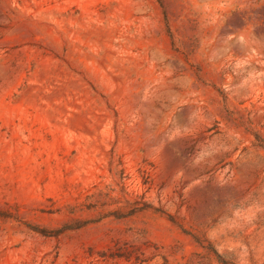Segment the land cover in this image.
Returning <instances> with one entry per match:
<instances>
[{
    "label": "rangeland",
    "instance_id": "374dc122",
    "mask_svg": "<svg viewBox=\"0 0 264 264\" xmlns=\"http://www.w3.org/2000/svg\"><path fill=\"white\" fill-rule=\"evenodd\" d=\"M0 264H264V0H0Z\"/></svg>",
    "mask_w": 264,
    "mask_h": 264
}]
</instances>
